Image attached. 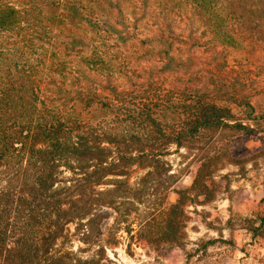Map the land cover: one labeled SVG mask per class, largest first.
<instances>
[{"label":"trees","instance_id":"trees-1","mask_svg":"<svg viewBox=\"0 0 264 264\" xmlns=\"http://www.w3.org/2000/svg\"><path fill=\"white\" fill-rule=\"evenodd\" d=\"M150 1L131 9L127 0H0V264H72L57 241L71 223L102 222L114 191L108 176L144 168L129 187L139 196L176 176L165 159L172 145L224 127L253 130L219 103L225 83L190 88L208 72L191 73L177 58L186 39L164 33L159 15L145 12ZM188 1L190 49H245L264 30V0ZM145 17L152 23L142 34ZM131 44L159 57L132 69ZM113 49L125 53L119 67Z\"/></svg>","mask_w":264,"mask_h":264},{"label":"rangeland","instance_id":"rangeland-1","mask_svg":"<svg viewBox=\"0 0 264 264\" xmlns=\"http://www.w3.org/2000/svg\"><path fill=\"white\" fill-rule=\"evenodd\" d=\"M173 1L151 0L145 12L159 15L164 33L186 39L175 44L173 53L191 66V73L208 72L191 82L190 88L205 90L210 83H225L219 98L227 102L219 103L230 105L233 119L253 130L224 127L202 132L186 147L172 145L165 159L171 165L169 173L176 176L165 177V182L160 180L139 196L129 187L137 185L144 168L134 167L130 175L108 176L104 187L114 191L104 197L112 204L102 222L71 223L57 241L56 247L72 264H264V30L253 31L257 43L245 49H190L189 1L177 0L174 5ZM126 3L133 9V4L142 2ZM165 6L172 9L167 11ZM150 23L147 17L141 21L142 34ZM110 52L118 54L117 67L125 53L139 58L133 69L155 62L160 49L135 46L124 49V54L120 49ZM120 77L116 76L118 82L128 86ZM173 79L169 75L167 87ZM243 97L252 110L234 104L233 99ZM204 162L207 168L191 189ZM168 183L170 188H164ZM175 187L187 191L180 195ZM181 197L182 205L174 207Z\"/></svg>","mask_w":264,"mask_h":264}]
</instances>
